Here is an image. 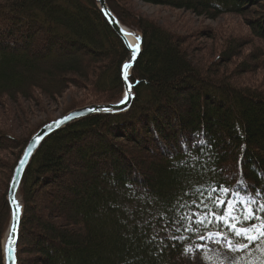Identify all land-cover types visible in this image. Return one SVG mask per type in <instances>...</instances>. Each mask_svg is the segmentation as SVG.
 <instances>
[{"label": "trees", "instance_id": "trees-1", "mask_svg": "<svg viewBox=\"0 0 264 264\" xmlns=\"http://www.w3.org/2000/svg\"><path fill=\"white\" fill-rule=\"evenodd\" d=\"M141 1L209 20L253 14L246 26L264 41V0ZM105 2L129 30L122 0ZM135 19L142 46L131 71L132 104L66 126L40 145L18 192L16 264H24L22 243L38 264H192L190 250L209 232L230 233L218 217L234 197L255 201L258 218L244 226L264 224V86L230 80L253 72L264 50L232 77L220 65L240 55V44L202 69L178 36ZM127 54L95 0H0V153L16 150L9 165L0 158V264L14 168L50 122L19 139L22 103L36 107V94L51 100L69 86L87 93L82 106L119 101ZM245 250L252 254L241 263L264 262V242Z\"/></svg>", "mask_w": 264, "mask_h": 264}, {"label": "rangeland", "instance_id": "rangeland-1", "mask_svg": "<svg viewBox=\"0 0 264 264\" xmlns=\"http://www.w3.org/2000/svg\"><path fill=\"white\" fill-rule=\"evenodd\" d=\"M121 3L122 6H120L122 9L132 18H124V20L121 22L130 27L128 28V31L133 30L135 33L140 34L136 24L137 20L135 19L137 16L142 20L157 24L164 30L178 36L179 39H181V41L185 44L183 47L195 59L197 64L201 65L202 69H204L208 64L216 62L220 52L226 51L227 46L232 42L240 44V55L238 57L236 56L232 58L230 65L228 64L229 66L223 64L220 65L222 71L224 70L227 75L232 73V77H234L233 72H235L234 69L238 66V64L252 55L255 49L264 50V41L255 39L252 36L249 28L246 26V22L248 21L246 19H252L254 17L253 14L245 17L227 14L222 15L215 20H209L203 16H195L190 12L183 10H174L167 7L145 4L141 0H122ZM255 11H257V9H255ZM262 13H264V6ZM260 61L263 62L259 65H254L255 68L253 72L248 74H242V72L241 76L231 78V82L234 84L249 83L251 85L264 86V59ZM86 95V92L80 90L76 86H69L67 91L63 92L62 95L51 100H46L43 97H40V95L36 94L35 100L37 103L34 104L36 107L27 106L22 103L26 110H24L22 107L24 116L17 120L18 126L21 128V131L17 136L19 139L23 140L25 137H22L21 133L24 131L26 132L30 129V127L34 125L38 126L39 124L49 120L52 122L70 111L86 107L82 106L84 104ZM116 102L114 100V103ZM9 128L11 129V127H8V129ZM13 130L14 128L11 131ZM125 146L130 147L129 145ZM15 154L16 150L0 153L2 164L4 166L9 165L10 161L14 159ZM2 175H4V170H0V178ZM18 196V200L20 202V193ZM221 201H223V199L216 201L217 205H221ZM228 202L235 204L237 209V211L232 213V216L239 217L242 222H237L232 218V216L227 215V209L231 207V204L229 203H227L225 207V220L221 221L219 219V221H221L225 226L229 224H236L237 228H253V226H255L243 225V217L246 216L248 214V210L251 209L252 199H240L234 197ZM209 217H211V215ZM203 218L204 216L199 217L196 220L200 221ZM255 227L259 228L258 225ZM228 231L230 232L228 235L209 232L203 239H201V241H204V244L193 246V248L190 250L192 264H244L241 262L246 256L245 262H248L250 256L246 250H230L231 248H241L243 246V244L240 243L241 239H243L246 244L248 241L243 237L235 236L229 229ZM252 234H256L255 231H253ZM229 241H232L231 245L229 244ZM22 244L23 249L21 259L23 263L25 264V262H27L28 264H38L37 259L33 257V252H31L30 255L24 254L23 251L26 250V248L25 244Z\"/></svg>", "mask_w": 264, "mask_h": 264}, {"label": "water", "instance_id": "water-1", "mask_svg": "<svg viewBox=\"0 0 264 264\" xmlns=\"http://www.w3.org/2000/svg\"><path fill=\"white\" fill-rule=\"evenodd\" d=\"M95 1L97 2L98 8L101 11L102 15L104 16L105 20L107 21L113 32L116 34V36L122 40L128 52L127 60L122 64L121 67L123 95L121 96V99L114 104H95L70 111L67 114L58 117L56 120L40 128L38 132L30 138V140L28 141L26 147L24 148L20 156V159L18 160L16 167L14 168L8 188L7 201L10 208V216H9L8 226L2 241L4 264H16V244L18 238L19 222L21 217V208H22L21 201L20 204L17 203L16 198L17 197L19 198L17 194H19L18 192L20 190L23 174L27 166L29 165L31 158L34 156L35 152L38 150L40 145L51 134L65 128L66 126H69L75 122L93 116H112L116 114L125 113L129 110L132 104L133 87L130 84L129 79L131 77V71L134 66V63L138 59V56L141 52V46H142L141 35L139 33H135L133 30H130L129 35H131L133 39V42L130 44L127 39V32H124L123 30L124 27L121 26L122 24H120V22L110 12L109 8L106 5L105 0H95ZM137 37L140 38V49H139V54L137 55L136 59L133 61L132 59L133 53L131 49L136 47ZM126 64H131L132 66L128 68L125 73L124 66ZM125 74L127 75V79H125ZM126 93L129 95L130 98L128 99L127 103L122 104L121 102L125 99ZM104 109H108V111H105ZM59 121H64V122L58 124L57 122ZM17 208L19 209L18 212H17ZM10 237L13 242L9 247Z\"/></svg>", "mask_w": 264, "mask_h": 264}, {"label": "snow or ice", "instance_id": "snow-or-ice-1", "mask_svg": "<svg viewBox=\"0 0 264 264\" xmlns=\"http://www.w3.org/2000/svg\"><path fill=\"white\" fill-rule=\"evenodd\" d=\"M139 49H140V38L137 37V45L135 48L131 49L132 53H133V56H132V59L133 61L136 59L137 55L139 54ZM132 65L131 64H126L124 66V69H125V73H126V70L128 68H130ZM125 79H127V75L125 74ZM129 95L126 93L125 94V99L121 102L122 104H125L128 102V99H129ZM105 111H108V109H104ZM64 121H59L57 122L58 124L60 123H63ZM199 191V190H198ZM185 195H187V193H185ZM224 201H221V204H223ZM229 204H231V207L227 209V215L228 216H232V213L234 211H237L236 209V206L235 204H233L232 202H228ZM252 203H255V201H252ZM181 207H183V205H180ZM217 208L220 207V205H217L216 206ZM261 211H264V207H262L260 209ZM19 211V209L17 208V212ZM15 215V214H14ZM183 219V217H181ZM221 221H224L225 220V216L222 214L218 217ZM232 218L234 220H236L237 222H242L240 220L239 217H235V216H232ZM254 218H258V217H253L252 215V210L249 209L248 210V214L246 216L243 217V221H250ZM203 221H196V223H202ZM227 227L229 228L230 231L233 232V234L235 236H238V237H243L244 239H246L248 241L247 244H244L241 248L239 249H236V248H231L230 250L232 251H243L245 249H249L251 248L252 245H256L257 242H264V224H262L259 228H256L255 226H253V228H237L236 227V224H229L227 225ZM14 231V229H13ZM253 231H255L256 234H252ZM12 239L10 237V240H9V247L11 246L12 244ZM232 241H229V244L231 245ZM252 253L249 252V255H251ZM261 255L264 256V250H261ZM249 264H251V262H249ZM262 264H264V262H262Z\"/></svg>", "mask_w": 264, "mask_h": 264}, {"label": "bare ground", "instance_id": "bare-ground-1", "mask_svg": "<svg viewBox=\"0 0 264 264\" xmlns=\"http://www.w3.org/2000/svg\"><path fill=\"white\" fill-rule=\"evenodd\" d=\"M122 26V25H121ZM123 27V26H122ZM124 29V32H127V39H128V42L131 44L133 42V39L131 37V35H129V32L126 28H123ZM18 196V194H17ZM16 196V197H17ZM16 202L20 204L19 200H18V197L16 198ZM264 260V259H263Z\"/></svg>", "mask_w": 264, "mask_h": 264}]
</instances>
